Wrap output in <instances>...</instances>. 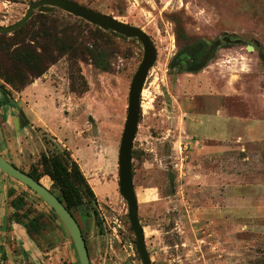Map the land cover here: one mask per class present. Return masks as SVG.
Instances as JSON below:
<instances>
[{"label": "rangeland", "instance_id": "rangeland-1", "mask_svg": "<svg viewBox=\"0 0 264 264\" xmlns=\"http://www.w3.org/2000/svg\"><path fill=\"white\" fill-rule=\"evenodd\" d=\"M34 1L0 0V26L19 21ZM73 1L140 28L156 50L140 94L131 149L138 218L152 264H224L218 256L221 253L213 249L214 244H223L219 236L212 235L218 226L198 224L194 219L197 200L220 199L224 193L199 188L198 177L193 175V166L200 161L198 146L210 139H197L194 144L195 138L186 134L184 125L192 113H199V121L192 122L199 128L196 135L218 136L200 114L212 112L211 123L219 124L222 120L214 113L216 107L241 121L264 119V0ZM49 9L66 21L80 18L59 8ZM90 24L93 30L97 26ZM112 32L90 40L101 46L96 64L88 59L79 67H71L63 57L39 77L45 92L38 87L34 96H25L22 91V100L31 110L23 107L27 117L23 120L15 108L20 126L25 128L19 134L3 115V106L16 92L8 93V86H0V152L21 168L36 170L41 182L50 187L51 181L42 174L41 155L66 149L96 196L98 227L83 208L74 211L85 236L90 264H141L130 229L128 204L119 190L118 160L130 84L144 49L136 37ZM217 41L218 46L210 51L199 72H190L191 67L184 70L175 62L186 49L195 52L203 45L207 53ZM248 45L253 49L248 50ZM249 148L246 151L250 150L254 167L260 163L259 173L233 179L264 183V141ZM237 162H227V169L240 168ZM211 163L212 167L221 165ZM248 194L254 201L262 194L264 201V192ZM13 211L24 221L35 216L40 230L32 229L30 235L19 224L25 232L14 234ZM257 221L264 222V209ZM259 226L264 228V223ZM238 237L252 244L238 250L241 255L231 261L264 264V239L255 245L250 234ZM31 243L43 252L51 251L52 259L45 256L47 264H78L68 236L48 205L21 183L0 173V264H7L12 250H22L21 244Z\"/></svg>", "mask_w": 264, "mask_h": 264}, {"label": "crops", "instance_id": "crops-1", "mask_svg": "<svg viewBox=\"0 0 264 264\" xmlns=\"http://www.w3.org/2000/svg\"><path fill=\"white\" fill-rule=\"evenodd\" d=\"M38 87H41L43 92L46 91V86L42 83L41 78L36 79L22 91L25 90V96H34L35 90ZM22 91L12 95L13 99L3 106L4 118L6 122L10 123L9 125L12 126V129H16L17 134L25 128H21L19 115L17 114L18 112L15 113V108H18V111L22 112L23 107L31 110L28 102L25 99L22 100ZM21 100L24 103L23 106L19 104ZM214 113L222 120L219 124L211 123L209 118L212 112L209 114L206 112L200 114L205 115L208 128H211V131H215L216 129L219 134L218 136L208 135L210 138H206L202 137L201 134L196 135L199 132V128L192 122L197 123L199 121V113H192L184 125L186 134L188 133L192 138H195L194 144H197L199 141L197 139H210V142L201 143L198 146L197 154L200 156V161L193 166V175L194 177H198V187L204 188L207 191L216 190L225 193L220 196V199L197 200L195 202L196 211L194 213V219L198 224L218 226L213 228L212 235L219 236L223 240V244L219 247L214 244L213 249L221 253L218 256L222 258V261L225 262L224 264H244L239 263L237 259L234 261L231 260L233 257L241 255V253H237L238 250L247 248L252 244L248 241L244 242V239L238 237L239 235L244 236L250 234L253 239L252 242L255 245L259 244L257 242L258 240L264 239V228L263 226H259V224L264 222L257 221L260 211L264 209L263 196L262 194L260 195L261 192H264V183L260 180L248 181L243 178H240V180L233 178L255 177L259 173L260 163L258 162V167L255 168V160L252 158L249 152L250 150L246 151V149H250V144L255 145L264 141V119L250 117L248 120L243 119L241 121L219 107L215 108ZM1 153L8 161H11L10 156H7L3 151ZM239 154L241 156L240 158L238 157ZM233 160L238 161L237 163L240 164V168L234 169L236 167H230V169H227L226 163H233ZM212 161L216 164L220 163L221 165L212 167ZM251 191H257L262 202L260 200L254 201V196L248 194ZM228 192L238 193V195L228 196L226 194ZM21 228L23 227L19 224L13 223L11 225L12 232H15L14 234L18 236L25 232L21 231ZM245 243L246 245L244 246L243 244ZM12 246L14 247L15 245L13 244ZM21 246L23 247L22 250H12V253H8L7 264H47L45 258L47 255H49L47 259H52L51 251L43 252L35 243L25 246L21 244ZM9 251L11 250L9 249Z\"/></svg>", "mask_w": 264, "mask_h": 264}, {"label": "trees", "instance_id": "trees-1", "mask_svg": "<svg viewBox=\"0 0 264 264\" xmlns=\"http://www.w3.org/2000/svg\"><path fill=\"white\" fill-rule=\"evenodd\" d=\"M74 18L76 21L63 20L51 9L48 12L37 11L22 27L12 33L0 32V86L4 89L8 86V89H5L8 93L21 92L63 57H67L71 67H79L81 62L88 59L96 64L101 56V46L95 41L91 44L90 40L113 32L98 26H94L93 30L90 23ZM217 44L218 41L207 53H204L203 45L193 53L190 72L202 70L210 58V51L218 46ZM20 116L25 120L22 111ZM40 165L42 174L51 181L50 189L68 211L74 216V211L83 208L98 227L99 211L95 193L71 154L66 149H60L51 155L42 154ZM28 174L39 181L40 175L36 170ZM54 217L56 218L55 215ZM12 220L25 227L30 235L32 229L35 232L40 230L35 216L24 221L22 215L13 211ZM80 229L85 240L83 230L81 227Z\"/></svg>", "mask_w": 264, "mask_h": 264}, {"label": "water", "instance_id": "water-1", "mask_svg": "<svg viewBox=\"0 0 264 264\" xmlns=\"http://www.w3.org/2000/svg\"><path fill=\"white\" fill-rule=\"evenodd\" d=\"M59 8L65 12L80 17L103 30L114 31L126 36L136 37L143 45L144 54L141 63L135 72L129 89L127 116L119 147V190L128 204V219L130 229L135 236V247L141 264H152L145 245L144 231L138 218V204L133 189L131 173V149L137 128L139 116V101L142 87L149 71L156 59V50L150 37L140 28L120 22L108 15L92 10L73 0H37L29 4L25 15L16 23L9 26H0V32L12 33L22 27L34 13L47 12L49 8ZM248 50L253 47L248 45ZM0 173L6 175L22 185L28 187L52 210L57 220L69 238L78 264H90L88 249L75 217L68 211L56 194L45 187L27 173L11 164L0 152Z\"/></svg>", "mask_w": 264, "mask_h": 264}, {"label": "flooded vegetation", "instance_id": "flooded-vegetation-1", "mask_svg": "<svg viewBox=\"0 0 264 264\" xmlns=\"http://www.w3.org/2000/svg\"><path fill=\"white\" fill-rule=\"evenodd\" d=\"M193 53L192 51H190V49H186L183 53L178 54L175 62H177V64L184 70H186L187 68L191 67L193 64ZM22 128V127H21ZM11 164H13L14 166H16L18 169L22 170L23 172L27 173L30 172L29 170H25L23 168H21L18 164H16L14 162V160L11 159V161H9ZM29 175V174H28ZM45 176V175H44ZM32 177V176H31ZM47 177V176H46ZM39 182H41V180L39 179ZM42 183V182H41ZM43 184V183H42ZM44 185V184H43ZM24 186V185H23ZM45 186V185H44ZM25 188H27L26 186H24ZM47 187V186H45ZM49 190L50 187H47ZM28 189V188H27ZM52 191V190H51ZM53 192V191H52ZM54 193V192H53ZM55 194V193H54ZM15 224H17L16 222H13ZM25 228V227H24ZM86 243V242H85Z\"/></svg>", "mask_w": 264, "mask_h": 264}]
</instances>
